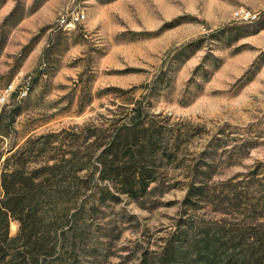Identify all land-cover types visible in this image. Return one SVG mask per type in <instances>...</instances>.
Returning <instances> with one entry per match:
<instances>
[{
    "label": "rangeland",
    "instance_id": "374dc122",
    "mask_svg": "<svg viewBox=\"0 0 264 264\" xmlns=\"http://www.w3.org/2000/svg\"><path fill=\"white\" fill-rule=\"evenodd\" d=\"M68 1L0 0V92L21 76L31 80L25 98L0 103V114L15 112L11 125H0L8 130L5 147L109 122L135 100L170 123L191 124L187 162L219 145L204 156L212 158L224 203H186L179 184L139 200L122 194L112 212L123 231L109 263L132 264L126 255L136 242L156 247L183 212L241 216L227 203L229 191L242 202L264 201V7H254L255 0H75L85 22L50 30ZM244 8L256 17L236 18ZM178 172L168 171L170 182L186 180ZM16 232L12 222L10 233Z\"/></svg>",
    "mask_w": 264,
    "mask_h": 264
},
{
    "label": "trees",
    "instance_id": "16d2710c",
    "mask_svg": "<svg viewBox=\"0 0 264 264\" xmlns=\"http://www.w3.org/2000/svg\"><path fill=\"white\" fill-rule=\"evenodd\" d=\"M120 106L109 122L31 135L18 146L5 147L8 130L0 131V264H110L123 231L112 209L122 194L139 200L179 184L186 203H224L212 158L204 156L219 145L187 162L191 124L151 114L141 100ZM14 119L15 112L1 113L0 125ZM171 169L186 180L170 182ZM225 197L241 216L183 212L156 247L136 242L127 258L132 264H264V201L242 202L233 190Z\"/></svg>",
    "mask_w": 264,
    "mask_h": 264
},
{
    "label": "built area",
    "instance_id": "2783aa9c",
    "mask_svg": "<svg viewBox=\"0 0 264 264\" xmlns=\"http://www.w3.org/2000/svg\"><path fill=\"white\" fill-rule=\"evenodd\" d=\"M234 16L240 19H252L256 13L249 9H240L234 12ZM87 13L84 6L75 0L65 3L59 11L55 22L50 27L52 31H71L85 22ZM31 88L30 76H21L16 81L9 82L0 92V103H9L11 99L25 98Z\"/></svg>",
    "mask_w": 264,
    "mask_h": 264
},
{
    "label": "crops",
    "instance_id": "0c3cea01",
    "mask_svg": "<svg viewBox=\"0 0 264 264\" xmlns=\"http://www.w3.org/2000/svg\"><path fill=\"white\" fill-rule=\"evenodd\" d=\"M253 3H252V5L254 7H264V0H255Z\"/></svg>",
    "mask_w": 264,
    "mask_h": 264
}]
</instances>
